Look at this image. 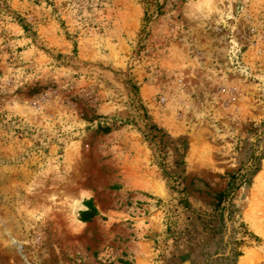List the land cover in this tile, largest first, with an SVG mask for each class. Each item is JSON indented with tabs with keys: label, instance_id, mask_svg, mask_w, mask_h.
Returning <instances> with one entry per match:
<instances>
[{
	"label": "rangeland",
	"instance_id": "rangeland-1",
	"mask_svg": "<svg viewBox=\"0 0 264 264\" xmlns=\"http://www.w3.org/2000/svg\"><path fill=\"white\" fill-rule=\"evenodd\" d=\"M0 264H264V0H0Z\"/></svg>",
	"mask_w": 264,
	"mask_h": 264
},
{
	"label": "trees",
	"instance_id": "trees-1",
	"mask_svg": "<svg viewBox=\"0 0 264 264\" xmlns=\"http://www.w3.org/2000/svg\"><path fill=\"white\" fill-rule=\"evenodd\" d=\"M233 189L234 187L232 186V184H230V186L228 185V190L219 194V202H221V200H223V198H225L226 196H230L233 193ZM86 204L88 205V210L80 213V219L83 222L89 221L95 215L94 209L91 206V201H87Z\"/></svg>",
	"mask_w": 264,
	"mask_h": 264
}]
</instances>
